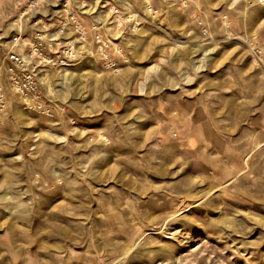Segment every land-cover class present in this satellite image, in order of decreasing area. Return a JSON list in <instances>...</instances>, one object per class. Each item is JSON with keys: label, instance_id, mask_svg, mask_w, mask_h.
I'll use <instances>...</instances> for the list:
<instances>
[{"label": "rangeland", "instance_id": "1", "mask_svg": "<svg viewBox=\"0 0 264 264\" xmlns=\"http://www.w3.org/2000/svg\"><path fill=\"white\" fill-rule=\"evenodd\" d=\"M29 1L0 0V264H264V0H71L82 40ZM37 31L77 45L43 109L6 63Z\"/></svg>", "mask_w": 264, "mask_h": 264}, {"label": "built area", "instance_id": "2", "mask_svg": "<svg viewBox=\"0 0 264 264\" xmlns=\"http://www.w3.org/2000/svg\"><path fill=\"white\" fill-rule=\"evenodd\" d=\"M41 0H30L28 7H36ZM104 4V9H109L112 14L113 24L116 27L123 28L124 25L130 23L132 30L139 26L138 19L134 16L125 17L120 14L118 8L112 5ZM56 11L51 19L55 20L57 29L61 33L73 30L82 40L87 37L89 26L84 21L81 12L74 6L71 0H60L55 6ZM148 10L151 14H155L154 7L148 1ZM104 23V22H103ZM202 26V22H199ZM102 24L96 22L93 24V29L96 30V41L98 51L100 52L104 67L112 72H118L119 63L110 56L108 52V42L104 39L100 29ZM204 32H206L205 28ZM21 38L16 39L20 41ZM61 38L59 36L43 35V32L37 31L31 37L29 45L30 59L26 60L19 54L11 52L7 56V74L12 88L22 97L38 109L44 108V99L39 85V74L42 69H69L74 67L77 60L76 44L73 40L64 42L61 47H58ZM5 95L0 92V113L5 106ZM1 115V114H0ZM1 118V117H0Z\"/></svg>", "mask_w": 264, "mask_h": 264}, {"label": "bare ground", "instance_id": "3", "mask_svg": "<svg viewBox=\"0 0 264 264\" xmlns=\"http://www.w3.org/2000/svg\"><path fill=\"white\" fill-rule=\"evenodd\" d=\"M130 8H132V7L130 6ZM132 9H133V8H132ZM133 10H134V9H133ZM133 10H130V12L132 11V14H133V15L138 16V14L134 13ZM19 46H20V47H19L18 49H15V47H14L13 50H14V51H17V52L19 53V55H20L21 57H23L24 59L29 60V59H30V56L27 55V54H26V51H25V42H24V41L21 42V44H20ZM21 49H22L23 51H22ZM62 70H66V69H62ZM66 75H67V73H66V74H62V77H65ZM15 93H17V92H15ZM17 94H18V93H17ZM19 96L24 100V102H27V103L30 105V108L33 107V105L29 102L28 99L22 97L21 95H19Z\"/></svg>", "mask_w": 264, "mask_h": 264}]
</instances>
